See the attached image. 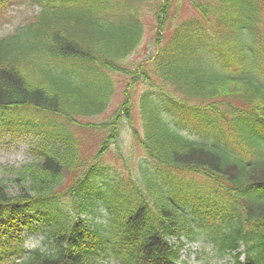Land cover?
Returning a JSON list of instances; mask_svg holds the SVG:
<instances>
[{
  "label": "trees",
  "instance_id": "obj_1",
  "mask_svg": "<svg viewBox=\"0 0 264 264\" xmlns=\"http://www.w3.org/2000/svg\"><path fill=\"white\" fill-rule=\"evenodd\" d=\"M38 1L41 13L28 25L26 38L21 31L0 41V129H24L41 138L33 148L37 162L19 172L22 178L12 179L13 189L0 181V255L19 245L15 232L34 229L44 232L47 247L21 257V264H94L98 259L84 251L94 244L84 238L106 233L111 238L104 253L112 264L182 261L168 235L215 241V253L232 254L233 264H264V147L259 141L264 128V0L209 4L212 19L204 16L210 28L197 22L177 29L165 60L156 63L173 92L196 98L187 111L200 108L212 119L194 115L205 130L214 131L219 145L190 140L178 122L163 117L161 97L153 100L146 92L141 97L144 146L161 166L141 169L138 180L111 185V193L99 194L93 183L78 182L61 197L56 188L77 152L69 119L58 117L104 108L109 90L99 84L107 81L100 67L113 66L136 49L142 25L127 6L118 5L121 0ZM129 73L132 80L148 77L142 67ZM16 105L24 106V120L10 112ZM163 167L208 180L186 182L175 171L168 188L158 176ZM102 193L108 213L94 222Z\"/></svg>",
  "mask_w": 264,
  "mask_h": 264
},
{
  "label": "rangeland",
  "instance_id": "obj_2",
  "mask_svg": "<svg viewBox=\"0 0 264 264\" xmlns=\"http://www.w3.org/2000/svg\"><path fill=\"white\" fill-rule=\"evenodd\" d=\"M194 1L199 0H167L164 3L159 0H144L139 4H131L129 11H135L137 18L141 20L144 28V36L139 50L130 55L128 61H121V70L111 74L114 79V93L111 95V103L108 109L96 117H79L83 124H94L95 127H100L104 120H110L111 124L116 118L115 111L121 103L125 102L129 94L124 90L126 73L124 68L132 69L135 65L147 54H152L157 48L158 39L166 34L161 43L170 37L172 28L168 25L161 27L160 19L164 17L163 7L168 10L165 22H170L171 27H174L178 19L184 18L188 15H197L198 11L193 6ZM39 9L33 4L32 0H6L5 4L0 9V37L8 33H12L17 27L30 21ZM36 11V12H35ZM162 35V36H163ZM107 70V69H104ZM108 72L112 70H107ZM127 74V73H126ZM137 88H141V84L137 83ZM144 88H142L143 90ZM133 119L134 129L126 128L122 132L118 145H111L112 149L105 152V162L124 170L128 164L135 165L138 153L140 152L139 145L136 144L137 135L135 131H143L142 125L138 121L137 107L131 111L130 116ZM127 118L125 115L118 120ZM126 123V121H124ZM76 133L80 142V153L82 159L89 160L95 153L98 152L101 145L100 141L104 140V134L97 135L90 127L76 128ZM0 138V181L8 184V189L12 190V179L22 178V173L30 164V155L27 152V142L25 139H15L10 133L3 134ZM135 140H134V139ZM4 141V142H3ZM109 142V141H108ZM110 144V142H109ZM208 258V257H206Z\"/></svg>",
  "mask_w": 264,
  "mask_h": 264
}]
</instances>
